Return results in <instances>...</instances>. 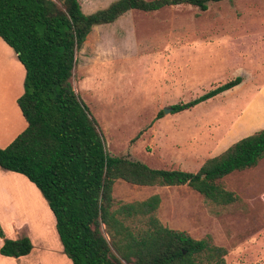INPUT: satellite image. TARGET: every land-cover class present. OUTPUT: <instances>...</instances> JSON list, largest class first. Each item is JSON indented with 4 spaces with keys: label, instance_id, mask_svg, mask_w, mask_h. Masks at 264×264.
<instances>
[{
    "label": "rangeland",
    "instance_id": "rangeland-1",
    "mask_svg": "<svg viewBox=\"0 0 264 264\" xmlns=\"http://www.w3.org/2000/svg\"><path fill=\"white\" fill-rule=\"evenodd\" d=\"M113 1L79 0L86 14ZM75 59L73 91L96 120L109 155L154 169L196 172L231 142L252 134L251 120L235 121L246 102L245 90L156 116L218 84L237 76L248 81L261 71L264 0L210 3L205 11L185 5L152 13L132 11L113 24L94 27ZM0 173L21 177L1 168ZM24 181L0 180L1 206L7 209L6 214L0 211V223L6 229L9 220H17V235L22 237L29 233L24 221L32 220V226L27 224L32 250L18 264H71L63 251L49 261L41 256L46 250L42 235L51 251L61 244L46 201ZM220 183L235 195V203L216 207L187 186L137 187L122 181L115 182L113 198L133 202L159 195L157 218L164 227L195 240L209 238L226 249V264H264V160Z\"/></svg>",
    "mask_w": 264,
    "mask_h": 264
},
{
    "label": "trees",
    "instance_id": "trees-1",
    "mask_svg": "<svg viewBox=\"0 0 264 264\" xmlns=\"http://www.w3.org/2000/svg\"><path fill=\"white\" fill-rule=\"evenodd\" d=\"M222 1L230 0H115L86 14L79 0H0V39L25 70L17 106L26 122L0 148V168L24 176L40 192L72 264H226V249L209 238L195 240L160 223L159 195L116 202L113 187L117 181L137 187L187 186L212 206H229L237 198L220 181L264 159V130L234 142L196 172L154 169L106 152L96 120L70 82L76 52L94 27L113 24L132 11L182 5L205 11ZM241 83L237 76L218 84L171 106L172 113L190 110ZM162 116L159 111L156 118ZM0 238L2 256L20 258L32 250L29 238L6 239L1 226Z\"/></svg>",
    "mask_w": 264,
    "mask_h": 264
},
{
    "label": "crops",
    "instance_id": "crops-1",
    "mask_svg": "<svg viewBox=\"0 0 264 264\" xmlns=\"http://www.w3.org/2000/svg\"><path fill=\"white\" fill-rule=\"evenodd\" d=\"M259 69H261V68H259ZM259 69H257L256 71H259ZM262 75H264V66L262 67L260 72L256 73V76L254 78L251 77V79L247 81L241 77L242 78L241 84H239L238 86L224 92L221 95L216 96V97H219L222 95L227 96V95L237 94V93H239L240 90H243V89L245 90V95L243 96V99L246 102H245L243 108H241V110H240L238 116L236 117L235 121L237 124L238 122H240L245 117L248 118L249 120H251L250 121L251 125L250 126L248 125V127H250L249 131H251L252 134H254L258 131L264 130V79H261ZM24 76H25V70H24L23 66L20 64V62L17 60L16 55L14 54L12 49L10 47H8L0 39V86L2 88V90H0V148L1 149L7 147L26 128V122H25V120H24V118H23V116H22V114H21V112L17 106V99L23 93ZM245 137H247V136H245ZM240 139H242V138H240ZM240 139L238 138V140H240ZM233 143L234 142H231V144H233ZM231 144H229V146ZM229 146H227V148ZM262 160H264V159H262ZM7 172H10V171H7ZM10 173H14V172H10ZM14 174H17V173H14ZM17 175H19L21 177H19L17 179L16 177L14 178L10 174L9 175H2L0 173V180L1 179L10 180L11 183L12 182L18 183L19 181H21L22 183L25 182L24 179H26V178L24 176H22L20 174H17ZM22 177L24 179H22ZM29 183H31V182H29ZM1 195H2V191H0V206H1V204L5 205V204H3V202H4L2 200L3 196H1ZM6 210H7L6 208L1 206L0 211L4 212V214H6ZM9 215H11V214H9ZM31 221H30V218H28L27 220L24 221L23 224L25 226H27V228L29 229V230L27 229L29 231V233H27L26 235H24L22 237H27V236L32 235V232L29 228L30 227L29 225L32 226ZM0 224L3 226V228L5 227L2 223H0ZM27 224H29V225H27ZM9 227L11 229H9ZM18 228H19V222L17 220L16 221L15 220H9L8 228L7 227H6V229L4 228V231H3L5 238L9 239V240H17L19 238H22V237H18V235H17L18 234ZM52 231H53V227H52ZM53 233H54V231H53ZM7 234H9L10 237ZM40 234L41 233L38 231V236H40ZM42 238H43V241H45V245H46V250L44 249L43 253L41 254V256L42 255L44 256V259H47V261H49L51 258H54V256L55 257L57 256L54 254H59V255L62 254V246L59 245V243L57 242V239H56V242L58 244V250L56 252H54V251L50 250L51 249L50 247L49 248L47 247L49 245H48V242H46L47 240L45 239L44 235H42ZM2 245H3V239L0 238V248ZM28 255H26V256H28ZM26 256H23V257H26ZM21 258L22 257H20V258L6 257V256H2L0 254V264H18V260ZM60 258H62V257L60 256ZM62 260H63V258H62ZM65 264H69V263L66 262Z\"/></svg>",
    "mask_w": 264,
    "mask_h": 264
},
{
    "label": "water",
    "instance_id": "water-1",
    "mask_svg": "<svg viewBox=\"0 0 264 264\" xmlns=\"http://www.w3.org/2000/svg\"><path fill=\"white\" fill-rule=\"evenodd\" d=\"M162 111H163L164 114H166V113H169L172 110H171V108H169V109H163Z\"/></svg>",
    "mask_w": 264,
    "mask_h": 264
}]
</instances>
